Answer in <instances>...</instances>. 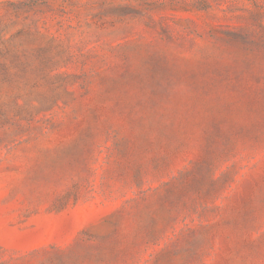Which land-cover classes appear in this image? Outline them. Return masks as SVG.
I'll use <instances>...</instances> for the list:
<instances>
[{
    "label": "rangeland",
    "instance_id": "374dc122",
    "mask_svg": "<svg viewBox=\"0 0 264 264\" xmlns=\"http://www.w3.org/2000/svg\"><path fill=\"white\" fill-rule=\"evenodd\" d=\"M0 264H264V0H0Z\"/></svg>",
    "mask_w": 264,
    "mask_h": 264
}]
</instances>
